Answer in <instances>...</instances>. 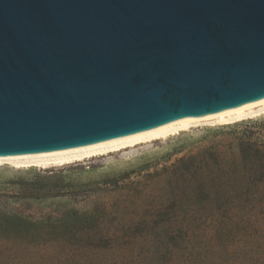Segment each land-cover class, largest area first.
Masks as SVG:
<instances>
[{
  "label": "water",
  "instance_id": "1",
  "mask_svg": "<svg viewBox=\"0 0 264 264\" xmlns=\"http://www.w3.org/2000/svg\"><path fill=\"white\" fill-rule=\"evenodd\" d=\"M264 95V0H0V154Z\"/></svg>",
  "mask_w": 264,
  "mask_h": 264
},
{
  "label": "rangeland",
  "instance_id": "2",
  "mask_svg": "<svg viewBox=\"0 0 264 264\" xmlns=\"http://www.w3.org/2000/svg\"><path fill=\"white\" fill-rule=\"evenodd\" d=\"M0 264H264V116L57 170L0 165Z\"/></svg>",
  "mask_w": 264,
  "mask_h": 264
},
{
  "label": "bare ground",
  "instance_id": "3",
  "mask_svg": "<svg viewBox=\"0 0 264 264\" xmlns=\"http://www.w3.org/2000/svg\"><path fill=\"white\" fill-rule=\"evenodd\" d=\"M264 116V95L199 114H184L140 130L87 143L11 154H0V165L13 169L57 170L121 153L146 143L165 141L198 127L230 126Z\"/></svg>",
  "mask_w": 264,
  "mask_h": 264
}]
</instances>
